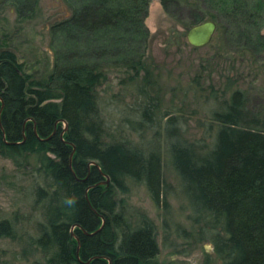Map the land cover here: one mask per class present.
Returning a JSON list of instances; mask_svg holds the SVG:
<instances>
[{
    "label": "trees",
    "instance_id": "obj_1",
    "mask_svg": "<svg viewBox=\"0 0 264 264\" xmlns=\"http://www.w3.org/2000/svg\"><path fill=\"white\" fill-rule=\"evenodd\" d=\"M149 1L64 0L70 17L50 32L66 40L100 36L107 47L123 34L128 42H145ZM178 1L161 4L167 10ZM208 1L221 20L216 38L242 41L245 52L264 49V0ZM0 3L28 19L39 0ZM4 42L0 37V154L17 166L28 158L35 170L34 233H27L30 243L22 255L35 257L30 264H155V224L144 213L129 218L123 202L117 207L114 192L126 193L129 182L141 184L159 206L165 197L160 150L104 141L97 90L107 76L98 64L56 65L40 78L27 73ZM135 49L126 50L122 64L133 74L126 92L145 106L135 111L143 123L153 99L148 71L135 79L145 70L140 57H132ZM94 55L111 57L112 48L98 47ZM229 78L224 98L211 96L214 109L202 140H184L176 134L177 117L167 119L164 159L180 181L194 225L216 231L212 240L220 264H264V114L250 113L246 92ZM103 176L108 185H101ZM39 210H44L41 218ZM18 220L0 219V238L15 239Z\"/></svg>",
    "mask_w": 264,
    "mask_h": 264
},
{
    "label": "rangeland",
    "instance_id": "obj_2",
    "mask_svg": "<svg viewBox=\"0 0 264 264\" xmlns=\"http://www.w3.org/2000/svg\"><path fill=\"white\" fill-rule=\"evenodd\" d=\"M213 7L208 0H180L165 10L161 0H150L144 18L148 39L131 43L120 32L121 41L107 47L109 43L100 36L83 35L77 40H66L52 35V25L70 17L64 0H39L37 10L28 19L19 18L10 4L0 3V37L15 52L17 62L23 64L27 73L42 78L56 65L98 64L107 76L97 90L104 141L126 140L140 143L142 148L160 150L165 197L159 206L141 184L129 182L126 193L114 192L117 207L123 202L129 218L134 220V215L144 213L155 224L159 248L155 264H203L206 260L220 264L212 240L216 231L194 225L180 181L164 159L167 119L177 117L176 134L184 140H202L209 125V110L214 109L211 96L224 98L222 91L227 77L234 88L246 92L250 113L264 114V49L245 52L242 41L216 38V33L203 48L194 49L187 43L191 24L210 21L212 15L216 24L221 22ZM260 32L264 35V28ZM132 46L137 49L132 57H140L145 69L135 79L144 77L146 70L150 78L153 108L143 123L135 112L144 109L142 100L125 90L133 74L126 72L122 60ZM98 47L112 48V56L100 59L101 56L94 55ZM23 162L17 166L0 154V219L19 218L15 239L0 238V262L30 264L35 258L22 255L30 243L28 234L34 233L35 216L31 195L35 170L32 160L25 158ZM42 211L38 213L40 218Z\"/></svg>",
    "mask_w": 264,
    "mask_h": 264
},
{
    "label": "water",
    "instance_id": "obj_3",
    "mask_svg": "<svg viewBox=\"0 0 264 264\" xmlns=\"http://www.w3.org/2000/svg\"><path fill=\"white\" fill-rule=\"evenodd\" d=\"M216 30L217 25L212 20L195 25L187 32V43L194 49L203 48L212 42ZM103 177L106 178V181L103 183L108 185L109 178L107 176ZM76 257L78 258V252H76Z\"/></svg>",
    "mask_w": 264,
    "mask_h": 264
}]
</instances>
